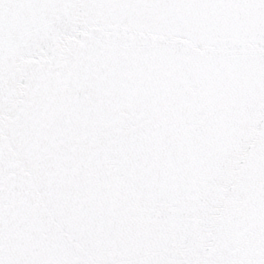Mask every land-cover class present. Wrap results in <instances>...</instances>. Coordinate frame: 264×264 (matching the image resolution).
<instances>
[{
    "label": "snow or ice",
    "instance_id": "6c2138e0",
    "mask_svg": "<svg viewBox=\"0 0 264 264\" xmlns=\"http://www.w3.org/2000/svg\"><path fill=\"white\" fill-rule=\"evenodd\" d=\"M0 264H264V0H0Z\"/></svg>",
    "mask_w": 264,
    "mask_h": 264
}]
</instances>
